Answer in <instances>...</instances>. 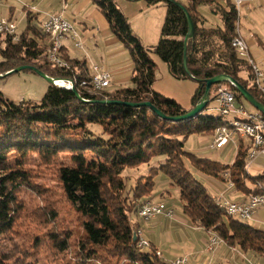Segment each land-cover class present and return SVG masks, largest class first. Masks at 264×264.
Returning a JSON list of instances; mask_svg holds the SVG:
<instances>
[{"label": "trees", "instance_id": "1", "mask_svg": "<svg viewBox=\"0 0 264 264\" xmlns=\"http://www.w3.org/2000/svg\"><path fill=\"white\" fill-rule=\"evenodd\" d=\"M91 1L130 52L133 87L96 90L90 81L82 86L90 79L87 62L66 59L63 50L70 68L53 65L47 57L49 46L40 43L45 35L31 21L18 42L12 37L0 41V75L34 67L51 78L71 79L88 101L55 85L39 103L6 101L0 93V264H172L158 257L151 244L143 248L133 239L141 230L133 217H139L140 207L158 190L160 174L170 179L169 188L179 190L183 213L193 223L230 247L264 257V230L228 215L221 199L208 193L185 162L188 158L198 171L217 180H226L228 173L235 191L246 197L264 196V175L250 177L246 170L253 141H240L231 165L185 150L191 135H216L229 125L225 117L206 112L215 96L200 115L180 122L162 118L149 107L102 104L108 99L149 102L168 118L188 112L153 89L157 65L116 0ZM146 1L148 6L166 5L160 40L153 50L173 77L198 83L193 107L205 93L206 80L218 75L233 77L264 104V96L252 85L249 64L232 47L238 21L232 0L179 1L195 27L186 48L189 73L184 67V39L189 33L185 13L164 0ZM214 4L211 11L220 16L222 26L206 27L199 9ZM225 85L242 103V95Z\"/></svg>", "mask_w": 264, "mask_h": 264}, {"label": "rangeland", "instance_id": "2", "mask_svg": "<svg viewBox=\"0 0 264 264\" xmlns=\"http://www.w3.org/2000/svg\"><path fill=\"white\" fill-rule=\"evenodd\" d=\"M177 1L185 2L186 0ZM116 2L128 18L134 34L140 39L142 45L150 50V57L157 65L156 81L153 85V89L167 98L176 100L185 110L190 111L191 108H193L192 98L197 91L198 83L190 78L177 79L173 77L165 62H163L153 50L160 40L161 30L165 21L167 12L165 3L161 2L156 6H148L146 0H116ZM92 5V11L98 9L94 3ZM210 7H215V4L214 6L210 5ZM200 8V12L204 16L206 15L207 18L215 19L214 16H216V14L207 6H201ZM100 13L102 12L100 11ZM17 17L16 24L18 25V33L21 34L27 29L29 23L27 18L23 16V13H18ZM216 20L218 21L219 19L217 18ZM238 21H240L242 35L248 43L251 42L249 45L252 58L256 60V63L264 71V0H258L255 2L248 1L244 3L241 7ZM38 23L39 22H35V26L39 27ZM75 26L80 36L85 41L82 27L78 23ZM110 33L114 38L116 37L111 29ZM252 36H255V38L253 39ZM40 43L43 45L45 44L48 49L46 36L43 42L41 40ZM118 43L119 44L117 45L115 44L116 46L111 47H108V45L106 47L105 43L98 45V47L94 44L91 46L84 44V50L76 49L74 53V56L79 59H81L82 56L84 58L85 52H87L90 57H93V61L92 59L89 61V67L91 68L92 62L101 65L100 59L101 56H104L102 53L107 52L108 58L104 57V59H109V64L114 66V69L112 68V70L108 68L113 76V83H111L110 90L133 87L132 74L134 63L132 57L125 45L119 40ZM1 60L2 56L0 52V61ZM50 85L51 84L48 81L35 72L23 70L0 79V93L6 101L14 103L21 101L39 103L43 99ZM237 106L244 107L249 112H255V109L244 99L242 100V103L237 102ZM216 108V102L212 101L209 110L206 112L208 114L220 115ZM228 118L226 119L230 122L231 117ZM227 127H229V125ZM215 137V132L211 135L193 134L186 141L185 150L198 157L208 158L215 162L231 165L235 160L240 141L244 142V139L249 142L251 141L248 137L243 138L235 136L233 138L234 142L231 140L223 149L211 150L209 149V146ZM250 150L251 148L248 150V156H250ZM247 159L249 158L247 157ZM185 162L188 170L207 188L208 193L211 196L220 197L221 195H224L223 193H225L226 190L233 193L235 192V187L233 189L228 188L227 179L221 181L208 177L198 171L188 158L185 159ZM246 165L247 174L250 177L264 175V155L259 156L250 167H248L249 160ZM130 175L134 177L137 176L134 172H131ZM169 181L170 179L166 175L160 174V178L157 180V187L158 191L162 193H159L157 197L162 198L161 201L158 202L165 203L169 208L174 210L175 217L174 219H169L165 216H160L155 220L144 222V226L141 227V230L143 231L145 239L148 240L150 237L149 231L154 229L156 232L154 238L159 241L157 245L162 251L168 253L171 247L179 246L184 253H202L199 264H264L263 256L253 251L245 252L239 247H230L221 238L220 239L223 243H220L215 248L214 252L210 253L204 251V245L202 242L210 240V232L214 235L217 234L212 231H209L208 233L203 228L193 223L191 219L183 213L180 192L177 189L169 188ZM45 182L50 183L51 180L47 179ZM166 189L169 192H167ZM227 195L230 200H233L231 194ZM32 199L39 201L35 196H32ZM149 202L153 201L151 200ZM34 203L35 202L32 203V207ZM255 216V218L245 220L244 222L255 228L264 230V206L259 208ZM133 218L136 221L139 219L137 215ZM27 224L28 222L26 221L25 225ZM189 264H197L195 258H191Z\"/></svg>", "mask_w": 264, "mask_h": 264}, {"label": "built area", "instance_id": "3", "mask_svg": "<svg viewBox=\"0 0 264 264\" xmlns=\"http://www.w3.org/2000/svg\"><path fill=\"white\" fill-rule=\"evenodd\" d=\"M248 1L253 0H232L234 6L237 9L238 16L240 15L242 5ZM66 7L67 6L65 5V9ZM41 30L46 36L47 44L49 46V53L47 54L48 60L59 68L68 66H63L60 61H57L56 58L51 56V49H53L57 43H64L65 49V41L67 39H71L75 49L84 50L85 41L80 36L76 26L65 19L64 11L49 15L43 22ZM8 37H12L14 42L19 41L20 34L18 33V25L11 19L0 16V41H3ZM232 41L236 46L238 57L246 61L251 68L252 85L261 95H264V71L251 56L250 45L241 33L240 21L236 23V38H233ZM89 78V80L85 79V81H93V84L107 85L111 87L112 75L107 69L101 67L100 65H92V74L89 75ZM70 80L71 79L55 78L54 85L71 90ZM214 96L215 102L217 104L216 109L219 113H224L227 115L240 114L249 117V120L251 121V128H246L247 134L254 135V155L251 160H249L250 164H252L259 156L264 155V114L258 110H255V112H249L244 107H238L234 92L229 86L225 84L218 85ZM234 137V134H230L228 131L221 130L220 135H216L214 138L212 144L210 145V149H222L231 140H233ZM224 178L228 181V188L233 189L235 185L231 180H229L230 175L225 173ZM216 198L221 199V202H223L225 205L232 206L236 211V216L248 217L250 220L255 218L259 208L264 206V198L261 197H249V199L244 202L229 201L226 200L223 195L220 197L217 196ZM140 208L142 212V221L144 222L155 220L160 216H165L169 219H174L175 217L174 210L169 209L168 206L162 202H147V205H143ZM135 234L137 235V241H139L138 245L140 247H142V244H150V242L145 239L143 231H136ZM220 243H223L220 237L210 232V240L206 246L207 251L210 253L214 252L215 248ZM156 254L160 258L162 257L159 251H156ZM173 263L189 264L190 256H178L175 260H173Z\"/></svg>", "mask_w": 264, "mask_h": 264}, {"label": "crops", "instance_id": "4", "mask_svg": "<svg viewBox=\"0 0 264 264\" xmlns=\"http://www.w3.org/2000/svg\"><path fill=\"white\" fill-rule=\"evenodd\" d=\"M255 1H258V0H253L252 2H255ZM92 4L93 2L91 0H0V16L9 18L12 21L16 22V20L18 19L17 14L23 13V16L27 18V21L28 22L31 21V25L35 26L36 25L35 22L36 23L39 22L38 23L39 27L37 26L36 27L41 29L43 22L47 19L49 15L57 14V13L64 11V16L67 21L71 22L74 25L78 23L82 27L84 31L83 34L85 38V44L89 46L94 44L96 45V47H98V45H102L103 43H105L106 47L107 45L108 47L116 46L119 43H118L117 38L116 37L114 38V36L111 35L110 29H109L110 26H109L108 21L106 20L104 15L100 13L99 9L92 11L93 10L91 9L93 6ZM65 5L67 6L66 9H65ZM207 7L211 10V7L209 6ZM199 11H201V8L199 9ZM202 16L204 17L206 21L205 22L206 27L222 26V21L218 14L214 16L215 19L207 18V16L206 15L204 16L203 14ZM217 18L219 19L218 21L216 20ZM252 38L254 39L255 36H252ZM249 43L251 44V42ZM75 50L76 49L74 48L73 41L71 39H67L65 41V49H64V55L66 59L85 60L87 62L88 74L91 75L92 66L91 68L89 67V61H91V59L93 61V57H90V55L87 52H85L84 58L82 56L81 59H79L74 56ZM102 55L104 56H101L100 66L107 69L108 71L109 69L110 70H112V68L114 69V66H111L109 64V59H106L108 58L107 52L102 53ZM104 57H106L105 58L106 60L104 59ZM92 65H94V62H92ZM241 76L246 77V74L242 73ZM111 83H113V76H112ZM212 97H214V95H212L211 98ZM232 142H234V140ZM248 142L249 141H246L244 139V143H248ZM237 144H238V139H237ZM209 149H210V146H209ZM159 193L160 191L158 190H155L152 193L151 200L153 202L161 201L162 198L157 197ZM223 194H224L223 196L225 197V199L229 201L244 202L249 199V197H246L243 193H240L237 191L233 193L229 190L228 191L226 190V192ZM227 194H231L233 197V200H230ZM134 222L138 225V228H141L144 226V221H141L140 219H138L137 221L134 220ZM149 233H150V237L148 238V241L151 244V248L155 249V251H159L162 255L161 259H163L164 261L170 263L173 260H175L178 256L189 255L190 259L195 258V261L197 262V264H199V261L202 257V253H197V252L184 253L183 250H181L179 246L171 247L170 251L167 253L166 251H162V249L157 245L159 241L154 238L156 234L155 230L152 229L151 231H149ZM202 243L205 246V248L203 246L204 251L208 252L206 249L208 240Z\"/></svg>", "mask_w": 264, "mask_h": 264}, {"label": "water", "instance_id": "5", "mask_svg": "<svg viewBox=\"0 0 264 264\" xmlns=\"http://www.w3.org/2000/svg\"><path fill=\"white\" fill-rule=\"evenodd\" d=\"M164 1L165 2H168V3L176 4L179 8H181L183 10V12L186 15V18H187V21H188V25H189V33H188V35L184 39V44H185L184 67H185V70L188 72L186 48H187V43H188L189 39L194 37L195 27H194L193 20L191 18L190 13L186 9V7H184V5H182L179 1H177V0H164ZM23 70H32L36 74H38L39 76L43 77L51 85H54L55 78H51V77L45 75L44 73L38 71L34 67H27V66L19 67V68L13 70V71L8 72L6 75H0V79L4 78L7 75H11V74H14V73H18V72H21ZM225 83H228V84L232 85L237 90V92L239 94H241L242 97L255 110H258L262 114H264V104L261 103L260 101H258L242 84H240L236 79H234L233 77H231L229 75H218V76H216L214 78H211V79L206 80L205 93H204L202 99L200 100V102L198 104H196L186 114L181 115V116H178V117H172V118L166 117L162 112H160L155 107H153L152 104L149 103V102H144V103H130V102H124V101H117V100H110V99H108V100L101 101V103L102 104H112V105H123V106L133 107V108L149 107V108H152L162 118L170 119V120H172L174 122H180V121H184V120L193 119L196 116L200 115L204 111V109L210 103L211 93H212L213 86H215V85H221V84H225ZM71 91H73L75 93V95H76V97L78 99L82 100L83 102H88V101H86V100H84V99L81 98V96H80L78 90L76 89V87H73L71 89ZM133 239H134V241H137V235L136 234H134Z\"/></svg>", "mask_w": 264, "mask_h": 264}, {"label": "bare ground", "instance_id": "6", "mask_svg": "<svg viewBox=\"0 0 264 264\" xmlns=\"http://www.w3.org/2000/svg\"><path fill=\"white\" fill-rule=\"evenodd\" d=\"M232 47H233V49L236 50V46L234 45L233 41H232ZM63 50H64V43H57V45L53 49H51V56L53 58H56L57 61H60L63 66H68V67H63V68H70V65L68 64V62H66L62 58ZM88 84L91 85L96 90H103V89L109 87L107 85L93 84V81H90V83H88ZM85 85H87L86 81L82 83V86H85ZM73 87H75V84L73 81L70 80V88L72 89ZM219 114H220V116L225 117V118L231 117V120L229 122L230 123L229 127H222L220 129H218L216 131V135H220L221 130H222V131H228V133L234 134L235 136L244 137V138L248 137L253 141V147H254V135L253 134H247V129H246V128H251V121L249 120L248 116H244V115H240V114H229V115L224 114V113H219ZM253 155H254V148L250 152V156L248 157L249 158L248 160H251ZM250 165H252V164H250V162H249L248 167H250ZM252 197L264 198L263 195H255ZM220 206L222 208H224L227 211L228 215H230V216L238 217L242 220H250V218H248V217L236 216L235 209L232 206L225 205L221 201H220ZM139 217L142 219L141 209L139 210ZM138 231H142V230H138ZM149 246H150L149 244H142L143 248H147ZM172 264H174V263L172 262Z\"/></svg>", "mask_w": 264, "mask_h": 264}]
</instances>
